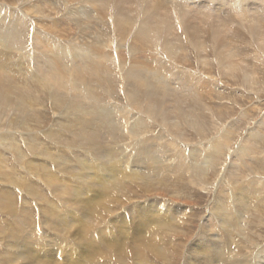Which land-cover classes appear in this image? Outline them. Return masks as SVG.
I'll return each instance as SVG.
<instances>
[{"label":"rangeland","instance_id":"obj_1","mask_svg":"<svg viewBox=\"0 0 264 264\" xmlns=\"http://www.w3.org/2000/svg\"><path fill=\"white\" fill-rule=\"evenodd\" d=\"M43 1L44 0H40V1L39 0L38 1L37 0H12V1L11 0H0V32H4L7 28H9V31H12V38L9 39L11 41V44L9 45V47L4 48V46L2 45L3 39L0 38V64H1L0 76L1 74H5L6 76L9 77V78L7 77L8 78L7 82L9 83L11 90L13 89L11 92L12 97L16 95L15 93L18 94V93H23V92H24L23 94L26 95V98L29 97L26 100V104L27 106H29L27 108L28 110L26 111V113L31 112L29 114L30 116L26 114L25 116L26 118H23V120L21 121L19 115H17L18 113L13 108L12 109L5 108L3 109V111L2 110L0 111V165H2L3 167V168L1 167L2 169H0V201L1 199L3 201V202L1 201L2 203L0 202V264H40V263L41 264H61V263L71 264L73 260L75 261L74 259L75 256L77 257L75 258L76 260H78L79 263L83 262L84 264H86V262L87 264H113V263L122 264V259H121L120 254H115L114 257H110V258L109 257L103 258L102 257L103 255L101 256V253H103V251L106 248V244H105L106 237H109V233L111 235L115 234L114 232L116 231L114 228H116V226H118L121 223V219L124 218L123 221H125L124 222L125 225L129 224L131 220L130 217H134L136 216L135 214H139L140 209L148 205L149 206L154 205L155 207V204H156L157 212L160 209H161L160 211L164 212L165 207H172L173 212L171 209H169L166 212L171 211L173 213L172 217H175V219H172V224H176L177 226L179 225V227L177 228L181 229V231L185 232V234L181 232L180 236L178 237L177 236L170 237L166 232V234L163 233L164 235L161 234L162 239L160 238V235H157L155 238H153V242L155 243L158 240L159 241L162 240V242H160V244H162V249L166 244L174 245L173 249L176 252L172 253L170 257V261L168 262L165 260L163 261V259H161L163 258L162 257L163 250L157 248V250L161 251L162 254L156 256L157 253L152 254L150 253L151 251L150 250L148 254H146L144 258L140 261L136 258L134 259L133 258L134 256L130 257L131 258L130 260L129 258H127L128 262L126 264L128 263L129 264L131 263L132 264H140V263L141 264H145V263L147 264L149 263L150 264H185L184 261L185 260L187 261L186 255L191 254V253H192L191 256L193 257H189V260L193 264H204L205 261H208L209 264H213L211 261V258L202 251L205 245H207L208 247H212L214 249L227 250L228 255H229L230 248L232 246L235 247L237 244L239 245H237L236 247L239 246V248L241 249L240 251L243 254L245 253V248H247L246 245L248 246V248L250 247L251 250H249V255H252L254 253L252 256H250V258L252 259L258 258L259 260L260 259L259 256H262L261 252L263 249L259 253L257 252L259 249L264 247V222H263L264 217L262 218V216H264V205H263L264 204L263 202L264 201V159H263L264 158V144H263L264 137H263L262 143H260V146H259L260 150L257 149L258 151H256L254 155H249V158L246 161L247 164L241 167V170L239 168L240 166L238 167L239 169L237 171L233 170L234 169L233 165L234 167L235 165H238L239 161L238 162L235 161V160H239L238 156H236V152L238 153V151L240 150V147L243 145L242 141L244 140L242 139L243 138L245 139L246 137L244 136L247 135V133L251 130V128L255 127V125H258L257 123H260L261 119L264 117V46L261 47V44H259L261 40L264 39V36L257 38L253 36V34L251 35V33L245 30L244 28L240 30L241 27L239 26V24H237L238 21H236L235 19H234L235 21L233 19L227 20V26H226L227 40H228V43L231 41L229 44H230L231 51L235 55V58H234L235 63L239 64L241 68H243L247 72V74L244 75V74H241L240 72H235L234 74H232V76H225L223 70L221 71V69H223V65L220 64L219 59L216 57V53L214 54V52H218L219 50L221 51V47H219L220 42L217 40V38L215 39L212 38V34H210L211 31L209 29L206 30V27L208 28L207 25H210V23L202 25V27L200 28L201 31H199L198 33L199 38L197 39L198 40L201 39L199 40L201 44L205 43L204 45L205 52L200 53L199 51H197L200 44L195 45V43L199 41H197L196 39L194 40L193 38L189 39V37L192 36L191 30H188L186 32L181 30V28H179L178 18H176L175 15H170L171 23H173L174 25L173 24L172 25L173 27H175L174 34L177 35L175 36V38L177 37L175 39L177 43L176 46L179 47L180 53L177 55V57L168 58V56L164 54L159 49V47L155 45L150 46L146 50V53L144 54L141 53L142 51L135 52V53L131 52L130 44L132 43L133 39L130 37V35L120 36L119 38L121 39L123 37L124 40L121 39L117 41L116 39L118 38L120 34L115 29L114 27L115 25L112 23V21L109 18L104 19V18L98 17L94 13L96 11L95 10L93 11L92 7L89 6L88 3H85L84 6H82L83 4L80 2L84 0H68V1L62 0V2L61 0H46L47 2L44 1V3ZM75 1L76 2L78 1V2L76 3ZM45 3H47L48 6L50 7H47V4ZM79 4L81 5L79 6ZM40 5H41V8H39ZM52 5H54V8H52L53 7ZM24 6H27V7H24ZM44 6L47 8H44ZM27 8L28 10L31 8V11L29 10L28 13L26 10ZM32 8H34V10L38 9L39 11L37 12L35 10V12H33ZM42 8L44 9L42 10ZM74 8H76L75 9L76 12L73 10ZM55 14L57 15L59 14V15L57 16ZM109 20L111 21V23ZM43 21L46 23H44ZM80 22L83 23L84 29H83V26L81 25L82 23ZM225 22H226V19H225ZM70 23H73L72 24L73 26L70 25ZM64 24H67V25L65 26ZM80 25L82 26L81 29H79V27H81ZM89 25L91 27L90 28L91 30L90 29L88 30ZM70 27H73V28H70ZM209 28L211 27L209 26ZM68 29H69V32L66 31ZM246 31L248 32V35ZM262 31H264V29H262ZM48 32H49V35H48ZM90 33L92 36L90 35ZM229 34L231 35V37L233 36L234 37L236 36V37L230 38ZM39 35L41 36L39 37ZM16 36L18 37V39L16 38ZM186 36H188V38ZM205 36L208 38L210 36L209 38L210 40L208 38L206 39ZM96 38L99 41L96 40ZM90 39H91V42L95 40L96 42H100V43H104L103 41L105 40V43L101 44L97 48L101 47L99 48L98 51L101 52L102 50L104 52V55H106V57L102 61L99 60V58H96L102 62L103 66L100 69L99 74H97L96 76H90L89 79L87 80V83L90 89L94 91L95 95L98 96L99 101L89 97L88 95L87 97L85 94V90L82 86L81 87L83 88V90L81 87H77L78 91H82V93L80 92L79 94L80 95L82 94L84 97V98L82 97L83 101L80 103V106L82 110L86 109L88 111L94 110L92 108L96 106L104 107L105 109L108 110L109 118L111 122L114 120L117 122V124L113 125L114 130H108V131L99 130L98 132L99 137H97V134H96L98 129L97 130H94L93 128L86 129L87 130L86 134L93 135V136L95 135L98 138V139L96 138V140L98 143L100 142L99 144L100 146H102L103 151L108 149L114 152L113 153L114 155L109 161L112 165H114V163H117L116 161L117 159H121L122 161H124V164L131 165L130 167L132 168L135 167V170H138L140 172L142 171V169L140 167H137L139 165L137 166L132 165L133 164L132 160H134V158H138L140 159V165H142L143 162L147 159L146 157L147 152L144 149L140 148L141 143L148 144V145L152 144L155 147H158L159 149L161 148L160 149L161 154H155L153 152L151 153V155L154 157V163L156 167L160 171L163 172L160 175L151 176L150 184H153L154 186H156L154 187V189L153 188L150 189L152 192L150 190H147L148 193L144 191L140 183H139L140 187L138 186V183L136 185L135 182H141V179H142V177L140 176V173H138L136 180L130 181L129 176L128 177L126 176L127 178L126 177L123 178L124 182L126 183L128 182L127 186H122L120 188H117L119 189V190L116 189L117 191L112 188V192L110 193L108 191H111V188L108 191H106L107 195L105 194L106 198H104L103 199L104 201H103L101 199L102 198L101 194H97V193L94 194L95 188L92 187L91 179H89L88 181H84L83 179L80 178L81 176L78 175V173H80L82 170L80 167L81 162L83 161H84L83 163L87 162L90 169H94L92 167L100 169L98 167L102 166V163H104L106 159H108V157L105 156L103 152L88 149V146L85 147L86 149L83 148L82 146H78V141L77 142L71 141L70 134L73 133L72 131L74 132L77 131L78 133L79 125L76 123L75 124L76 126L73 125L75 127H70L69 126L70 119L72 115L79 114L80 107L79 109L74 110V111H71V110L63 111L60 108V106L53 100L54 98L52 94L53 90H50L48 86L46 87L44 85L43 82L45 79L43 78V74H41V71L38 70V65H40V67L42 68L46 67L47 66L46 65L47 63L46 55L47 56L49 55L50 50L55 51L56 49L59 48V49H62V51H61V54L58 53L57 56L61 57V61L63 62V64L66 65V67H70L72 64L71 62L73 60L72 52L74 53L79 52V50L83 49V47L84 49L86 48L85 51H88V52H91L94 49H97L96 48L97 45L94 44L95 42H92V43L89 42ZM107 39H109L110 41H108ZM178 40H180L181 44H179ZM38 41H39V44H37ZM45 41H46V44H45ZM232 41H235V42H232ZM120 42L121 44L122 43L124 44L121 45L119 44ZM92 44L94 46H92ZM116 44L117 45L119 44L120 46L119 45L117 46ZM133 44L131 47H134V48L138 47V45L135 44L134 41H133ZM233 45H234V48H232ZM88 46L89 48L87 49ZM215 46L217 47L215 48ZM44 47H46L47 49H45ZM46 50H48V52ZM214 50H217V51H214ZM95 51L97 52V50ZM128 53L130 56L128 55ZM131 53H133L134 55ZM236 53L238 54V56ZM198 55L200 57H198ZM131 58H134V59L131 60ZM133 60L139 63L147 64L150 69L152 67H156L157 69L160 70V74L162 76H165L167 79H169V85H170V88L172 87L171 89L173 90V92L183 95L184 97L183 109L185 111L190 110L191 112H193L194 114L187 111L189 114L193 115V117L198 116L197 119H199L200 125L203 127V132H202L203 135L199 137L201 139L204 136V139L200 140L197 134L195 133L194 129H192L193 130L192 132L191 126L183 127L181 130V135L174 133L173 130L168 129L166 126L163 129L164 125L159 120L146 114V113H149L150 111V109L147 106L145 107V110L142 112V114L140 110L138 109H137L138 113L136 110H133L136 108L133 107V105H131L127 101L128 96H127V91L125 87L126 82H125L124 76H122L124 75V70H126L129 67V62L131 63L133 62ZM44 71L48 72L45 69ZM247 76L254 77V78H252V80L245 81V78ZM239 77H241L242 79H240ZM184 78L187 79L190 84L188 83L186 85H183L182 82L184 83ZM68 79L66 81L68 82L67 83L68 88L66 90H68L69 91L68 93L70 94L72 93L73 84H72L71 78L69 77ZM157 79L159 78L157 77ZM195 80H198V81H195ZM193 81H195L196 83L199 82L200 84H202V86L204 85L203 88L201 89V93L197 95L195 94L196 92L189 91L191 84L194 83L193 84L194 86H197L199 84V83L195 84V82ZM14 89H16V91ZM17 89L19 92L17 91ZM95 91L97 93H95ZM32 96H34V98ZM84 99L86 101L87 100L91 101L90 104L88 102H85ZM34 103L37 104L39 108L37 105L35 107ZM83 103H86V104H83ZM205 104L208 106H206ZM30 107L32 109H29ZM193 109L195 110L196 113L192 111ZM35 113L37 115H40V117L36 116ZM82 116H83L82 114H79V116H75L73 120L78 121L79 119H82ZM37 118H38V122L40 123V125L36 121ZM140 118L146 126L144 133H147V134L145 135L142 134L141 136L142 139L140 137L137 139V136L131 131V126ZM33 120H35V122ZM171 120H174V118H171ZM64 122H65V125H64ZM35 123H37L38 126ZM52 124L53 125L55 124L56 126H53ZM61 125H64V127H62ZM153 125L155 127L157 125L158 128L157 127L155 128ZM27 126L29 128H27ZM149 128H151V131ZM68 129L71 130V132H68L69 131ZM227 129L228 130L231 129V133H232L231 139L232 140L230 139L229 147L226 149L224 148L225 152L222 155V162L221 161L219 162V167L218 165L217 166L214 165L215 167L211 166L210 167L211 169H208L210 171L207 170L206 181L208 182V184H205V185L203 183L200 184V182H203V181L198 182L194 180L195 177L192 179V177L189 174H187V172L184 171V169H183L184 174L183 173L180 174L182 170H177L176 167L174 166V163L177 160L183 161L187 159L190 162L195 161L190 158V156H193L192 153H196V151L201 150L202 149L201 147L203 146L204 148L208 149L207 146H209V143L219 140L220 137L223 135V133ZM54 130L56 131V133ZM146 130L147 131L149 130V132H146ZM153 132H156V133H153ZM217 136L219 139L217 138ZM63 139L64 141H62ZM99 139L100 141H98ZM165 139H166V142L168 143H169V140H171L170 141L171 143L169 144L166 143ZM180 139L181 140L183 139V142H181ZM179 140L180 142L177 143V141ZM175 142L177 144H175ZM202 143L203 145H201ZM172 144L173 146H171ZM180 146H181V149H180ZM204 148L202 149V153L205 152ZM67 150H70V153ZM38 153H39V156H36L38 155ZM257 153H259L260 155ZM101 155L102 157H99ZM20 156H23V157L25 156L24 157L25 160L23 157H20ZM68 158L69 160L67 162ZM58 164L59 166H57ZM77 164H78V167L76 168ZM43 165L44 167H42ZM67 165H68V168H66ZM251 165L253 168L251 167ZM64 166L67 170H65ZM40 168H43L44 170ZM29 169L30 170L32 169V172L29 171ZM220 169H224V170L221 171ZM43 172H46V173H43ZM231 172L237 174V176L239 175L237 177L239 181L236 180L235 184L230 182L228 179ZM12 175H13V178L11 177ZM179 175H180V178H179ZM118 176L120 175H117L116 179L114 180L115 186H116V183L121 178V176L120 177ZM58 177H60V179ZM225 177L227 178L226 180H225ZM51 178L53 179V181H55L54 183L52 182ZM8 179L11 181H9ZM20 181L22 185L20 184ZM61 182H63V184ZM161 182H164V184ZM24 183L27 187L24 185ZM57 185H59V187H57ZM67 186H69L68 189H76L77 191H84V189H89V191L93 192L94 195H97V199H95L93 195L89 192L81 196L79 195V200H81L83 204L79 202L78 204H74L73 199H70V196L68 197V195H66L65 192L63 194V190ZM128 186L130 187V190H131V192L129 193H128L129 191ZM180 186L183 187L182 188L183 190L181 189ZM77 187H81V188L79 189ZM123 188L124 190H122ZM237 188L239 191L237 190ZM26 189L28 192L26 191ZM163 189H165L166 191ZM241 190L244 192H248L250 190V192L248 193L249 195L246 194L247 196L245 198V201L244 200L242 201L241 199L242 193L238 194V192H240ZM255 190L259 191L258 194L260 196L259 195L257 196V194H253ZM133 191H135V194ZM140 191L141 192L143 191V192L141 193ZM216 191L222 192L221 194L222 197L220 196L221 199L218 196L220 195V193ZM113 192H116L117 194ZM177 192H181L180 195ZM8 193L9 194L11 193L12 198L10 197ZM33 195L34 197H32ZM57 195H59V197ZM126 195H129V196H126ZM36 196H39V197H36ZM87 196L90 197V199ZM133 196L135 198L137 197L138 199H135ZM224 196L226 197V199L224 198ZM3 197H5L6 199ZM7 197L8 198L10 197V198L7 199ZM41 198L42 200H40ZM63 198H64V201H63ZM86 198H88V201H86ZM91 199H92V202L89 203ZM100 199L102 200L101 202L102 203L104 202L103 204L107 206L106 207L107 209L104 207H101L102 203L100 204L101 205L100 207L96 208V206H98L97 201H99ZM236 199H238V201L235 203ZM66 200L68 202L70 201L69 204L65 202ZM220 202L222 203L232 202V204H237L236 210H234V212L237 217L245 218V220L242 218L243 219L242 222H243V225L245 223L243 229L244 230L247 229L248 231L250 230L248 232L249 234L247 235L248 241H245L246 237L241 236L240 234H238V232H235L234 234V230L229 226L230 224L229 225L227 224L226 226L228 227H225L224 224L222 223V218H219V219L216 218L217 213L216 212L214 213L215 210L213 207H214V204H218ZM255 203L256 205H254ZM243 204H246V205H243ZM257 204L259 205L257 206ZM250 206L253 209H250ZM4 208H6V210ZM246 208H249V210ZM255 208L259 210L261 209L262 212H260V214L262 213L263 215H261L260 218H258ZM175 209H178L182 212L177 211ZM250 211L251 212L253 211V212L251 213ZM185 214L189 215V217L188 216L186 217ZM67 217L70 220H72L71 219L72 217L74 222L67 224L65 222ZM179 218H180V221H177V219ZM261 218L262 220H260ZM117 219H119L118 220L119 222L117 221ZM246 219H248V221L251 223L249 222H248L249 224L246 223L247 221ZM56 220H61V223H63L64 225H69V226L65 228L66 230L62 229V226L64 227V225L62 224H61V228L56 227L55 226ZM181 220L184 223L181 222ZM87 221L90 222L91 225ZM112 221L114 223L116 222L115 225H113L114 223H112ZM75 223H77L78 225ZM93 223L95 224L92 226ZM204 225H207V227ZM85 226H88V227L92 226L91 228L89 227L90 230H88L89 232L86 233V235L88 234L87 236L84 235L85 233L83 232V227ZM168 226H171V224ZM168 226L164 225L163 227H160V230L164 231ZM209 226H211L212 228H210ZM15 228H18L17 230L19 232L15 230ZM67 228H69L71 231H69V229L67 230ZM104 228H108V229L105 230ZM58 229L60 230L62 229L61 233H60V230ZM148 230L149 229H147V231ZM58 231L61 235L58 233ZM231 231L233 232L231 233ZM28 232L29 233L32 232L31 233L32 235L29 234ZM221 232L224 233V237L222 236ZM26 233H28V236ZM246 233L247 232H245L244 234ZM210 234H211V237H209ZM89 235H92V237L94 238H92ZM43 236L45 237L43 238ZM163 236H166V237H164L163 239ZM23 237H25V239ZM165 238H168V239L166 240ZM249 238H251L252 240ZM27 240L28 242L31 241V243L29 242V244H27L28 243ZM89 241L91 242V245L88 244L90 243ZM94 241L96 243H94ZM237 241L239 242L237 243ZM53 243L54 245H56V247L60 245L58 246L59 249L58 247L56 248L58 249L56 250L57 252L52 250V249H55L53 247ZM78 244L80 245L82 244V245L80 246ZM28 245H30V247ZM93 245L95 246V248ZM98 245H100L99 247H97L99 252H97V249H96V246ZM156 245H158V242ZM83 246H86V247H83ZM22 247H25L24 250L22 249ZM40 247L41 249L38 250V248ZM33 250L38 251L36 253L40 254L41 257L36 256V254H34L35 252L32 253ZM89 250L92 251V254L89 252ZM20 252L22 253L26 252L27 254L24 253L23 255ZM86 253L87 255H85ZM62 254L65 256L63 257ZM82 255L83 257H86L84 258V260L82 259L83 258ZM30 257L31 259H29Z\"/></svg>","mask_w":264,"mask_h":264},{"label":"bare ground","instance_id":"obj_2","mask_svg":"<svg viewBox=\"0 0 264 264\" xmlns=\"http://www.w3.org/2000/svg\"><path fill=\"white\" fill-rule=\"evenodd\" d=\"M12 1V0H11ZM38 1V0H37ZM40 1V0H39ZM46 1V0H44ZM43 1V3H44ZM68 1V0H67ZM16 2V1H15ZM25 2V1H24ZM47 2V1H46ZM62 2V0H61ZM72 2V1H71ZM70 2V3H71ZM76 2V1H75ZM78 2V1H77ZM76 2V3H77ZM39 3V2H37ZM42 3V2H41ZM84 6L85 3H88L89 6L92 7L93 11L95 10L96 12H94L98 17L100 18H109L112 23L115 25V29L118 31V33L120 34L118 36V38L120 36H127V35H130V37L133 39L134 43L138 45V47L134 48V47H131L132 44H133V41L132 43L130 44V49H131V52L135 53V52H141L142 54L146 53V50L150 47V46H157L159 47V49L168 56V58H173V57H177V55L180 53V49L175 41V35L174 34V30H175V27H173V23H171V20H170V15H175L176 18H178L179 20V28H181V30L183 31H188V30H191L192 32V36L189 37L190 38H193L194 40L196 39L197 41L201 40V39H197L199 38L198 36V33L199 31H201V27L202 25L204 24H207V23H210V25H207L208 28L206 27V30L209 29L211 31L210 34H212V38L215 39L217 38V40L220 42V46L221 47V51L219 50L218 52H214V54L216 53V57L219 59L220 61V64L223 65V69H221V71L223 70L224 72V75L225 76H232V74H234L235 72H240L241 74H244L246 75L247 72L241 68V66L239 64H236L235 63V55L234 53L231 51L230 49V42L228 43V40H227V33H226V26H227V20L228 19H235L236 21H238L237 24H239V26L241 27V29H245L247 31H249L251 33V35L253 34V36L255 37H262L264 36L262 32V29H264V0H84L82 2ZM32 4V3H31ZM47 4V3H45ZM50 4V3H49ZM72 4V3H71ZM20 5V4H19ZM30 5V3H29ZM35 5V4H34ZM44 5V4H43ZM81 4H79L80 6ZM38 6V5H37ZM54 8V5H52ZM77 6V4H76ZM24 7H27V6H24ZM43 7V6H42ZM47 7H50L48 6L47 4ZM44 6V8H47ZM75 7V6H74ZM22 8V6H21ZM41 8V5L40 7ZM42 8V10L44 9ZM76 8H74L73 10L75 11ZM80 9V8H79ZM27 10V13L29 12V10L31 11V8L28 10V8L26 9ZM33 12H35L34 8H32ZM195 10V11H193ZM37 12L39 11L38 9L36 10ZM36 12V13H37ZM46 12V11H45ZM55 12V11H54ZM76 12V11H75ZM49 14V13H48ZM57 15V14H55ZM54 15V16H55ZM59 15V14H58ZM57 15V16H58ZM50 16V15H49ZM52 16V17H54ZM73 16V15H72ZM81 16V15H79ZM78 16V17H79ZM83 16V15H82ZM88 16V15H87ZM69 18V17H68ZM71 18V17H70ZM83 18V17H82ZM173 18V17H171ZM226 19V22H225V19ZM46 20V19H45ZM54 20V18H53ZM70 20V19H69ZM109 20V21H110ZM176 20V19H175ZM234 20V21H235ZM71 21V20H70ZM69 21V22H70ZM107 21V20H105ZM110 21V23H111ZM44 22V21H43ZM68 22V21H66ZM65 22V23H66ZM76 22V21H75ZM84 22V21H83ZM93 22V21H92ZM177 22V21H175ZM46 23V22H44ZM79 23V22H78ZM82 23V22H80ZM177 23V24H178ZM203 23V24H202ZM230 23V22H229ZM39 24V23H38ZM73 23H70V25H72ZM173 24V25H172ZM65 26L67 24H64ZM69 25V26H70ZM83 26V23L81 24ZM80 25V26H81ZM87 25V24H85ZM111 25V24H110ZM229 25V24H228ZM48 26V25H47ZM73 26V25H72ZM79 27V29L82 28ZM209 26L211 28H209ZM52 27V26H51ZM54 27V25H53ZM77 27V26H76ZM177 27V26H176ZM205 27V26H204ZM236 27V26H234ZM70 28H73V27H70ZM69 28V29H70ZM90 25L88 26V30L90 29ZM238 28V27H237ZM53 29V28H52ZM67 29V27H66ZM69 29L66 30L69 32ZM83 29H84V26H83ZM95 29V28H94ZM229 29V28H228ZM91 30V29H90ZM93 30V29H92ZM105 30V29H104ZM203 30V28H202ZM235 30V29H234ZM116 31V32H117ZM228 31V30H227ZM246 31L247 35H248V32ZM10 32V33H9ZM189 32V33H191ZM231 32V31H230ZM229 32V33H230ZM245 32V31H243ZM103 33V32H102ZM188 33V34H189ZM201 33V32H200ZM203 33V32H202ZM205 33V32H204ZM209 33V31H208ZM234 33V31H233ZM88 34V33H87ZM183 34V33H182ZM185 34V33H184ZM231 34V33H230ZM229 34V35H230ZM237 34V33H236ZM48 35H49V32H48ZM91 35V33H90ZM104 35V34H103ZM106 35V34H105ZM187 35V33H186ZM200 35V34H199ZM18 36V35H17ZM16 36V38L18 39V37ZM41 35H39L40 37ZM83 36V35H82ZM92 36V35H91ZM89 36V37H91ZM198 36V37H197ZM211 36V35H210ZM209 36V38H210ZM95 37V36H94ZM188 38V36H186ZM206 37V36H205ZM236 37V36H235ZM234 36L231 37L230 35V38H235ZM0 38L3 39V46L4 48L5 47H9V45L11 44V41L9 39L12 38V31H9V28H7L4 32H0ZM83 38V37H82ZM93 38V37H92ZM91 38V39H92ZM101 38V36H100ZM116 39L117 41L118 40H121L123 39V37L120 39ZM127 38V37H126ZM202 38V37H201ZM208 37H206L207 39ZM208 38V39H209ZM229 38V37H228ZM254 38V37H253ZM37 39V38H36ZM91 39L89 42H91ZM104 39V38H103ZM179 39V38H178ZM188 39V40H189ZM205 39V38H204ZM47 40V39H46ZM85 40V38H84ZM94 40V39H93ZM96 40H98L96 38ZM108 41H110L109 39H107ZM112 40V39H111ZM124 40V39H123ZM210 40V39H209ZM37 41V40H36ZM49 41V40H48ZM99 41V40H98ZM102 41V39H101ZM114 41V40H113ZM116 41V43H117ZM179 41V44L180 43V40ZM203 41V40H202ZM35 42V41H34ZM75 42V41H74ZM86 42V40H85ZM92 42H95L94 44L97 45L96 48L98 46H100L101 44H104L105 43V40L103 41L104 43H100V42H96L95 40L92 41ZM91 42V43H92ZM112 42V41H111ZM115 42V41H114ZM192 42V40H191ZM189 42V43H191ZM214 42V41H213ZM232 42H235V41H232ZM255 42V41H254ZM257 42V41H256ZM260 42V41H259ZM42 43V42H41ZM78 43V42H76ZM110 43V42H109ZM218 43V42H217ZM258 43V42H257ZM39 44V41L38 43ZM45 44H46V41H45ZM81 44V43H80ZM89 44V43H88ZM108 44V43H107ZM121 44V42L119 43ZM118 44V45H119ZM124 44V43H122ZM121 44V45H122ZM193 44V43H192ZM191 44V45H192ZM199 45L198 47V50L200 53H203L205 52V43H202L199 41L197 43H195V45ZM213 44V43H212ZM233 44V43H232ZM261 44V47L264 46V39L261 40V42L259 43ZM68 45V44H67ZM82 45V44H81ZM80 45V46H81ZM87 45V44H85ZM84 45V46H85ZM117 45V44H116ZM117 45V46H118ZM126 45V44H125ZM134 45V44H133ZM219 45V44H218ZM235 45V44H234ZM234 45L232 46V48H234ZM77 46V45H76ZM79 46V45H78ZM92 46H94L92 44ZM120 46V45H119ZM47 47V46H46ZM46 47H44L45 49H47ZM67 47V46H66ZM217 46H215L216 48ZM81 48V47H80ZM89 48V46L87 47V49ZM95 48V47H94ZM101 48V47H99ZM99 48L97 49H94L93 51L91 52H88V51H85L86 48L84 49H80L79 52H72L73 53V60H72V64L70 67H66L65 64H63V62L61 61V57L60 56H57V54H61V51L62 49H56L55 51H52L50 50L49 52V55L46 59L47 63H46V67H40V65H38V70L41 71V74H43V78L45 79L44 80V85L50 89V90H53V100L60 106V108L63 110V111H74V110H77L79 109L80 107V112L79 114H82V119H79L78 121H74L73 118L75 116H79V114H76V115H72L71 116V119H70V124L69 126L70 127H75L76 123L79 125V130H78V133L77 131L74 132L72 131L73 133L70 134V139L72 142H77L78 141V146H82L83 148H85L86 146H88V149H92V150H97V151H100V152H103L105 156L108 157V159H106V161L104 163H102V166L98 167L100 169H97L95 167H91L94 168V169H90L88 163H83L81 162L80 163V167H81V172L78 173V175H80L81 179H83L84 181H88L89 179H91V182H92V187H94L95 191H94V194H101L102 195V200L104 198H106V191H108L110 188H111V191H108L109 193L112 192V188L114 190H116L117 188H120L122 186H127L128 182H124L123 178H125L126 176L130 177V181H133V180H136V177L138 176V173H140V176L142 177L141 179V182H135L136 185L138 183V186H139V183L142 187V189L144 191L147 192V190H150V189H154V186L153 184H150L151 181H150V178L151 176H157V175H160L162 174L163 172L160 171L155 163H154V157L151 155V153H155V154H161V148L159 149L158 147H155L154 145L150 144H142L141 143V149H144L146 152H147V159L143 162L142 165H140V159L138 158H134V160H132L133 164L132 165H139L137 167H140L142 169V171H138V170H135V167L132 168L130 167L131 165H126L124 164V161H122L121 159H117V163H114V165H112L109 161L110 159L112 158V156L114 155L113 151L111 150H104L103 151V148L102 146H100V142L98 143L96 138L99 137V130L100 131H108V130H114V127L113 125H116L117 122L116 121H112L110 120L109 118V113H108V110L105 109L104 107H101V106H96L92 109L94 110H82L81 109V106H80V103L83 101V95L79 94L80 92L82 93V91H78L77 90V87H83L84 90H85V94L86 96L88 95L89 97L99 101V98L97 95L94 94V91H92L87 83V80L89 79L90 76H96L97 74L100 73V69L102 68V60L105 59L106 55H104V52L101 50H99ZM116 48V47H115ZM118 48V47H117ZM122 48V46H121ZM197 48V46H196ZM214 48V47H213ZM214 48V49H215ZM65 49V48H64ZM68 49V48H67ZM128 49V48H127ZM259 49V48H258ZM66 50V49H65ZM77 50V49H76ZM97 50V52L95 51ZM236 50V49H234ZM48 52V50H46ZM127 51V50H126ZM196 51V52H197ZM214 51H217V50H214ZM255 51V50H254ZM96 52V53H95ZM106 52V51H105ZM131 53V54H133ZM237 54V53H236ZM45 55V54H44ZM129 55V53H128ZM134 55V54H133ZM139 55V54H138ZM197 55V54H196ZM209 55V54H208ZM130 56V55H129ZM141 56V55H140ZM238 56V54H237ZM198 57H200L198 55ZM96 58H99V61L98 59ZM138 58V57H137ZM203 58V57H202ZM134 59V58H131V60ZM144 59V58H143ZM201 59V58H199ZM130 60V61H131ZM198 60V59H197ZM214 60V59H213ZM240 61V60H239ZM199 62V61H198ZM204 62V60H203ZM247 65V64H246ZM1 66V64H0ZM222 67V66H221ZM69 68V69H68ZM251 68V67H250ZM47 70L48 72H45L44 71ZM125 69V68H124ZM164 69V68H162ZM200 69V68H199ZM123 70V69H122ZM8 72V71H7ZM215 74V73H214ZM71 75V76H70ZM124 76L125 78V87H126V91H127V101L133 105V107H135L136 109H133V110H140L141 114L142 112L145 110V107L147 106L150 111L149 113H146L147 115H150L152 116L153 118L159 120L163 125V129L165 128V126L168 128V129H171L174 131V133L178 134V135H181V130L183 127L185 126H191V130L194 129L195 133L197 134V136H202L203 135V127L200 125V121L199 119H197V117H193V115L189 114L187 111L191 112L190 110H187L185 111L183 109V101H184V97L183 95H180V94H177V93H174L173 90L170 88V85H169V79H167L165 76H162L160 74V70L157 69L156 67H152L151 69L149 68V66L147 64H144V63H139L135 60H133V62H129V67L124 70ZM223 76V75H222ZM237 76V75H236ZM8 76H6L5 74H1L0 76V111L5 108H8V109H14L19 115L21 121L23 120V118H26V114L29 115L30 113H26V111L28 110L27 108L29 106H27L26 104V95H24L23 93H15L16 95L12 97V90L10 88V85L9 83L7 82L8 81ZM71 78V81H72V93H68L69 91L66 90L68 87H67V79L68 78ZM157 77L159 79H157ZM185 77V76H183ZM235 77V76H234ZM188 78V77H187ZM240 79H242L241 77H239ZM252 78L254 77H249L247 76L245 78V81H248V80H252ZM69 80V79H68ZM191 80V79H190ZM194 80V79H193ZM254 80V79H253ZM70 81V82H71ZM171 81V80H170ZM192 81V80H191ZM195 81H198V80H195ZM193 81V82H195ZM174 82V81H173ZM192 82V83H193ZM235 82V81H234ZM243 82V81H242ZM188 80L184 78V83L182 82L183 85H186L188 84ZM199 83V82H197ZM195 82V84H197ZM202 83V82H201ZM190 84V83H189ZM194 84V83H193ZM193 84L190 85V88H189V91H193V92H196L195 94H199L201 93V89L203 88L202 84H198L197 86H194ZM19 85V84H18ZM70 86V85H69ZM180 86V84H179ZM202 86V87H201ZM81 87V88H82ZM71 88V87H70ZM82 88V90H83ZM187 88V87H186ZM24 89V88H22ZM125 89V88H124ZM185 89V88H183ZM16 91V89H14ZM207 90V89H206ZM18 91V89H17ZM175 91V89H174ZM208 91V90H207ZM19 92V91H18ZM21 92V91H20ZM187 92V91H186ZM95 93H97L95 91ZM31 95V94H30ZM194 95V94H193ZM35 96V95H34ZM34 96H32L34 98ZM87 96V97H88ZM187 96V95H186ZM39 97V96H38ZM37 97V98H38ZM83 97V98H82ZM196 97V96H195ZM36 98V97H35ZM32 99V98H31ZM33 100V99H32ZM31 100V101H32ZM29 101V100H28ZM30 101V103H31ZM36 101V100H35ZM85 102H88L90 104L91 101L89 100H85ZM34 102V101H33ZM54 102V103H55ZM33 104V103H32ZM35 104V103H34ZM83 104H86V103H83ZM30 105V104H29ZM37 104H35V107H36ZM93 105V104H92ZM96 105V104H95ZM130 105V106H131ZM206 105V104H205ZM38 106V105H37ZM87 106V105H86ZM94 106V105H93ZM190 106V105H189ZM208 106V105H206ZM90 107V106H89ZM39 108V106H38ZM59 108V107H57ZM132 108V107H131ZM196 108V107H195ZM207 108V107H206ZM256 108V107H255ZM29 109H32L31 107ZM190 109V108H189ZM226 109V108H225ZM35 110V109H33ZM32 110V111H33ZM256 110V109H254ZM61 111V110H60ZM192 111L195 112V110L193 109ZM135 112V111H134ZM139 112V113H140ZM111 113V111H110ZM138 113V111H137ZM193 113V112H191ZM196 113V112H195ZM36 114V113H35ZM61 114V113H60ZM72 114V113H71ZM194 114V113H193ZM243 114V113H242ZM34 115V114H33ZM196 115V114H195ZM30 116V115H29ZM28 116V117H29ZM35 116V115H34ZM36 116L40 117V115H37ZM85 116V117H84ZM66 117V116H64ZM36 118V117H35ZM86 118V119H85ZM145 118V117H144ZM171 118H174V120H171ZM230 118V116H229ZM146 119V118H145ZM236 119V118H235ZM27 120V119H26ZM29 120V118H28ZM41 120V119H40ZM202 120V119H201ZM25 121V119H24ZM35 122V120H33ZM38 122V118L36 120ZM146 121V120H144ZM205 121V120H204ZM27 122V121H26ZM32 122V121H31ZM30 122V123H31ZM42 122V121H40ZM61 122V121H60ZM59 122V123H60ZM153 122V121H152ZM29 123V124H30ZM57 123V122H56ZM146 123V122H145ZM158 123V122H157ZM237 123V122H236ZM37 124V123H35ZM38 124L40 125V123L38 122ZM37 124V126H38ZM58 124V123H57ZM63 124V123H62ZM67 124V123H66ZM258 125H255V127L251 128V130L247 133V135H245L244 137H246L245 139L243 138L242 140V143L243 145L240 147V150L238 151V153L236 152V156H238L239 160H235V161H239L238 162V165H233V170H238L240 168L241 170V167L245 166L247 163V159L249 158V155H254L256 153V151H258L257 149H259L260 147V143H262L263 141V137H264V117L261 119L260 123H257ZM53 125V124H52ZM60 125V124H59ZM58 125V126H59ZM64 125H65V122H64ZM64 125H61L62 127H64ZM75 125V126H73ZM151 125V124H150ZM158 125V124H157ZM156 125V127H157ZM29 126V125H28ZM27 126V128H29ZM32 126V125H31ZM44 126V125H43ZM53 126H56L55 124ZM154 126V125H153ZM155 127V126H154ZM155 127V128H156ZM89 128H93L94 130H97V137L94 135H87L86 134V129H89ZM158 128V127H157ZM37 129V128H36ZM35 129V130H36ZM39 129V128H38ZM56 129V128H55ZM146 129V126L144 124V122L140 119H138L132 126H131V131L137 136V139L140 137L142 139V134L145 135L147 133H144ZM150 131H151V128H149ZM160 129V127H159ZM162 129V130H163ZM190 129V128H189ZM28 130V129H27ZM69 130V129H68ZM74 130V129H73ZM158 130V129H157ZM55 131V130H54ZM28 132V131H27ZM26 132V133H27ZM38 132V131H37ZM53 132V131H52ZM68 132H71V130H69ZM94 132V131H93ZM146 132H149V130ZM193 132V130H192ZM206 132V131H205ZM56 133V131H55ZM153 133H156V132H153ZM207 133V132H206ZM211 133V132H210ZM95 134V133H94ZM170 134V133H169ZM194 134V133H193ZM221 134V133H220ZM231 129H227L223 135L220 137L219 140L217 141H214L212 143H209V146L208 149L207 148H204L201 147L202 149L204 148L205 149V152L202 153V149L201 150H198L196 151V153H192L193 156H190L191 159L195 160V161H188L187 159L183 160V161H176L174 163V166L176 167L177 170H182L180 172L183 173V169L184 171L187 172V174H189L192 179L194 178V180L196 181H203V182H200L203 183L204 185L205 184H208V182L206 181V175H207V170L208 169H211L210 167L213 166H217L219 167V162L221 161L222 162V155L223 153L225 152V149L229 147V143H230V139H231ZM36 135V134H35ZM50 135V134H49ZM68 135V134H67ZM140 135V136H139ZM150 135V134H149ZM153 135V134H152ZM162 135V134H161ZM160 135V136H161ZM173 135V134H172ZM195 135V134H194ZM206 135V134H205ZM56 136V135H55ZM62 136V135H61ZM174 136V135H173ZM172 136V137H173ZM207 136V135H206ZM220 136V135H219ZM69 137V136H67ZM147 137V135H146ZM175 137V136H174ZM187 137V136H186ZM234 137V136H233ZM51 138V137H50ZM60 138V137H59ZM64 138V137H63ZM66 138V137H65ZM156 138V137H155ZM171 138V137H169ZM180 138V137H178ZM177 138V139H178ZM49 139V138H47ZM98 139V138H97ZM167 139V138H166ZM166 139H165V142H166ZM176 139V140H177ZM200 139V137H199ZM201 139H204V136L203 138ZM200 139V140H201ZM234 139V138H233ZM36 140V139H34ZM54 140V139H53ZM67 140V139H66ZM173 140V139H172ZM175 140V141H176ZM181 140V139H180ZM177 141L178 142H180ZM186 140V139H185ZM188 140V139H187ZM232 140V139H231ZM235 140V139H234ZM40 141V140H39ZM64 141V139L62 140ZM70 141V142H71ZM100 141V139L98 140ZM168 141V140H167ZM171 140H169V143ZM66 142V141H65ZM159 142V141H158ZM163 142V141H161ZM181 142H183V139L181 140ZM185 142V141H184ZM202 142V141H200ZM34 143V142H33ZM59 143V142H58ZM61 143V142H60ZM68 143V142H67ZM144 143V142H143ZM157 143V142H156ZM168 143V142H166ZM168 143V144H169ZM175 142V144H177ZM74 144V143H73ZM160 144V143H159ZM264 144V143H263ZM35 145V144H33ZM37 145V144H36ZM40 145V144H38ZM72 145V144H71ZM102 145V144H101ZM158 145V144H157ZM183 145V144H182ZM181 145V146H182ZM185 145V144H184ZM203 145V143L201 144ZM73 146V145H72ZM71 146V147H72ZM75 146V145H74ZM168 146V145H167ZM173 146V144L171 145ZM175 146V145H174ZM181 146H180V149H181ZM33 147V146H32ZM31 147V148H32ZM35 147V146H34ZM66 147V146H65ZM64 147V148H65ZM70 147V146H68ZM170 147V146H169ZM25 148V147H24ZM184 148V147H183ZM200 148V147H199ZM198 148V149H199ZM225 148V149H224ZM76 149V148H75ZM73 149V150H75ZM86 149V148H85ZM179 149V148H178ZM19 150V149H18ZM47 150V149H46ZM49 150V149H48ZM66 150V149H65ZM260 150V149H259ZM69 151L70 153V150H67ZM89 151V150H88ZM204 151V150H203ZM21 153V151H20ZM35 153V151H34ZM195 154V155H194ZM259 154V153H257ZM262 154V153H261ZM35 155V154H33ZM45 155V154H44ZM74 155V153H73ZM260 155V154H259ZM17 156V155H16ZM36 156H39V153L38 155ZM49 156V155H48ZM47 156V157H48ZM258 156V155H257ZM20 157H23V156H20ZM25 157V156H24ZM23 157V158H24ZM50 157V156H49ZM99 157H102L99 156ZM253 157V156H252ZM262 158V157H261ZM19 159V158H18ZM22 159V158H20ZM31 159V158H29ZM237 159V158H236ZM264 159V158H263ZM25 160V158H24ZM58 160V159H57ZM62 160V159H61ZM69 158L67 159V162H68ZM232 160V159H231ZM259 160V159H258ZM20 161V160H19ZM32 161V160H31ZM52 161V160H51ZM65 161V160H63ZM115 161V162H116ZM234 161V162H235ZM261 161V160H260ZM4 162V161H3ZM34 162V161H33ZM232 162V163H234ZM18 163V161H17ZM35 164V163H34ZM15 165V164H14ZM27 165V164H26ZM56 165V164H55ZM66 165V164H65ZM215 165V166H214ZM59 166V164L57 165ZM56 166V167H57ZM61 166V165H60ZM76 166V165H75ZM240 166V167H239ZM2 165H0V169ZM18 167V166H17ZM16 167V168H17ZM44 167V165L42 166ZM46 167V166H45ZM78 167V164L76 166V168ZM229 167V166H228ZM239 167V168H238ZM252 167V165H251ZM63 168V167H62ZM65 168V166H64ZM66 168H68V165L66 166ZM65 168V170H67ZM232 168V167H231ZM230 168V169H231ZM253 168V167H252ZM6 169V168H5ZM27 169V168H26ZM40 169H43V168H40ZM73 169V168H72ZM218 169V168H217ZM246 169V168H245ZM249 169V168H247ZM260 169V168H259ZM9 170V169H8ZM35 170V169H34ZM44 170V169H43ZM42 170V171H43ZM96 170V171H95ZM216 170V169H215ZM221 171L224 170V169H220ZM232 170V171H233ZM29 171L32 172V169ZM75 171V170H74ZM77 171V170H76ZM210 171V170H208ZM219 171V170H218ZM10 172V171H9ZM38 172V171H36ZM248 172V171H247ZM251 172V171H250ZM43 173H46V172H43ZM64 173V172H63ZM212 173V172H211ZM216 173V172H215ZM214 173V174H215ZM230 173V172H229ZM253 173V172H252ZM263 173V172H262ZM48 174V173H47ZM184 174V173H183ZM219 174V173H217ZM223 174V173H222ZM242 174V173H240ZM258 174V173H257ZM3 175V174H2ZM50 175V174H49ZM55 175V174H54ZM117 175H120L121 178L120 180L116 183V186H115V179H116V176ZM210 175V174H209ZM229 175V174H227ZM260 175V174H259ZM5 176V175H4ZM20 176V175H18ZM118 176V177H120ZM213 176V175H212ZM239 176V175H238ZM237 174L231 172L230 176L228 177L229 181L232 182L233 184H235V181L238 180L237 179ZM13 178V175L11 176ZM10 177V178H11ZM17 177V176H16ZM68 177V176H66ZM71 177V176H70ZM83 177V178H82ZM126 177V178H127ZM182 177V176H181ZM189 177V178H191ZM209 177V176H208ZM258 177V176H257ZM256 177V178H257ZM9 178V179H10ZM46 178V177H45ZM44 178V179H45ZM50 178V177H49ZM48 178V179H49ZM60 179V177H58ZM179 178H180V175H179ZM255 178V179H256ZM6 179V178H5ZM8 179V180H9ZM19 179V178H18ZM23 179V178H22ZM21 179V180H22ZM42 179V178H41ZM52 179V178H51ZM122 179V180H121ZM186 179V178H185ZM209 179V178H208ZM207 179V180H208ZM227 178L225 177V180ZM15 180V179H13ZM20 180V179H19ZM73 180V179H72ZM182 180V179H181ZM211 180V179H210ZM241 180V179H240ZM11 181V180H9ZM24 181V180H23ZM57 181V179H56ZM76 181V180H75ZM127 181V180H126ZM195 181V182H196ZM239 181V180H238ZM19 182V181H18ZM52 182L54 183L55 181H53L52 179ZM188 182V181H187ZM221 182V181H220ZM16 183V182H15ZM57 183V182H56ZM63 184V182H61ZM71 183V182H70ZM82 183V182H81ZM88 183V182H87ZM131 183V182H130ZM164 184V182H161ZM192 183V182H190ZM210 183V182H209ZM224 183V182H223ZM226 183V182H225ZM8 184V183H7ZM18 184V183H17ZM20 184H21V181H20ZM28 184V183H27ZM75 184V183H74ZM132 184V183H131ZM188 184V183H187ZM186 184V185H187ZM197 184V183H196ZM215 184V183H214ZM22 185V184H21ZM25 185V183H24ZM53 185V184H52ZM55 185V184H54ZM69 185V184H68ZM76 185V184H75ZM135 185V184H134ZM182 185V184H181ZM189 185V184H188ZM228 185V184H227ZM26 186V185H25ZM73 186V185H72ZM115 186V187H113ZM130 186V185H129ZM128 186V187H129ZM153 186V187H152ZM217 186V185H216ZM257 186V185H256ZM15 187V186H14ZM27 187V186H26ZM25 187V188H26ZM33 187V186H32ZM36 187V186H35ZM57 187H59V185H57ZM61 187V186H60ZM71 187V186H70ZM83 187V186H81ZM81 187H77V188H81ZM103 187V188H102ZM140 187V186H139ZM151 187V188H150ZM181 187V186H180ZM228 187V186H227ZM30 188V187H28ZM53 188V187H52ZM69 186L65 187L64 190H63V194L64 192L66 193V195H68V197L70 196V199H73V203L74 204H78L79 203H82L81 200H79V195H84L86 193H91L93 195V197L95 199H97V195H94L93 192L89 191V189H84V191H77L76 189H68ZM76 188V187H75ZM125 188V187H124ZM124 188L122 190H124ZM132 188V187H131ZM165 188V187H164ZM183 187H181L182 189ZM222 188V187H220ZM243 188V187H242ZM134 189V188H133ZM132 189V190H133ZM137 189V188H136ZM141 189V190H142ZM156 189V188H155ZM166 189V188H165ZM163 189V190H165ZM212 189V188H211ZM210 189V190H211ZM254 189V188H253ZM97 190V191H96ZM102 190V191H101ZM119 190V189H117ZM116 190V191H117ZM127 190V189H126ZM128 193L131 192L130 190V187L128 189ZM183 190V189H182ZM181 190V191H182ZM238 190V188H237ZM14 191V190H13ZM27 191V189H26ZM39 191V190H38ZM93 191V190H92ZM151 191V190H150ZM149 191V192H150ZM166 191V190H165ZM179 191V190H178ZM225 191V190H224ZM239 191V190H238ZM28 192V191H27ZM37 192V191H36ZM134 194H135V191H133ZM141 192V191H140ZM139 192V193H140ZM143 192V191H142ZM141 192V193H142ZM152 192V191H151ZM168 192V191H167ZM216 192H219L220 195H218L219 197L221 196L222 192L220 191H216ZM227 192V191H226ZM230 192V191H229ZM250 192V190L248 192H244V191H240L238 192V194L242 193V196H241V199L242 201L244 200L245 201V198L247 195H249L248 193ZM258 190L254 191L253 194H257V196L259 195L258 194ZM15 193V192H14ZM113 193H116V192H113ZM119 193V192H118ZM148 193V192H147ZM169 193V192H168ZM180 193L181 192H177ZM252 193V192H251ZM9 194V193H8ZM90 194V195H91ZM106 194V195H105ZM117 194V193H116ZM115 194V196H116ZM122 194V192H121ZM120 194V195H121ZM184 194V192H183ZM247 194V195H246ZM251 194V195H253ZM10 197L12 198L11 196V193L9 194ZM42 195V194H41ZM55 195V194H54ZM89 195V196H90ZM105 195V196H104ZM109 195V194H108ZM141 195V194H140ZM2 196V195H1ZM4 196V195H3ZM6 196V195H5ZM8 196V195H7ZM59 197V195H57ZM104 196V197H103ZM126 196H129V195H126ZM136 196V195H135ZM138 196V195H137ZM177 196V195H176ZM185 196V195H184ZM216 196V195H215ZM260 196V195H259ZM9 197V198H10ZM34 197V195L32 196ZM36 197H39V196H36ZM35 197V198H36ZM88 197V196H87ZM134 197V196H133ZM222 197V196H221ZM220 197V199H221ZM255 197V196H254ZM5 198V197H3ZM7 197V199H9ZM90 199V197H88ZM88 198H86V201H88ZM115 198V197H113ZM121 198V197H119ZM118 198V199H119ZM135 198V197H134ZM141 198V197H140ZM224 198L226 199V197L224 196ZM260 198V197H259ZM6 199V198H5ZM32 199V198H31ZM38 199V198H37ZM66 199V198H65ZM99 200L97 201V204L98 206H96V208L100 207L101 205V201L102 200ZM135 199H138L137 197ZM134 199V200H135ZM218 199V198H217ZM14 200V199H13ZM39 200V199H38ZM42 200V198L40 199ZM68 200V198H67ZM65 201L69 204L68 201ZM84 200V199H83ZM115 200V199H114ZM121 200V199H120ZM259 200V199H258ZM2 201V199H1ZM0 201V202H1ZM5 201V200H4ZM9 201V200H8ZM63 201H64V198H63ZM85 201V200H84ZM104 201V200H103ZM116 201V200H115ZM114 201V202H115ZM219 201V200H218ZM230 201V200H229ZM238 201V199H236L235 203ZM262 201V200H261ZM260 201V202H261ZM3 202V201H2ZM1 202V203H2ZM64 202V203H65ZM92 202V199L89 201V203ZM108 202V201H107ZM117 202V201H116ZM252 202V201H251ZM250 202V203H251ZM264 202V201H263ZM5 203V202H4ZM52 203V202H51ZM50 203V204H51ZM104 203V202H103ZM102 203V206L101 207H104L106 208L107 206L105 204ZM229 203V202H228ZM227 202H220L218 204H214V213L216 212L217 213V216L216 218H222V223L224 224L225 227H228L226 226L227 224L234 230V234L235 232H238V234H240L241 236H244L246 237V240L245 241H248L247 239V235L249 234L247 229H243L244 228V225H243V222L242 220L245 218H239L236 216L234 210H236V205L237 204H232L229 203L228 204ZM253 203V202H252ZM39 204V203H38ZM53 204V203H52ZM63 204V203H62ZM83 204V203H82ZM94 204V202H93ZM111 204V202H110ZM108 205V204H107ZM113 205V204H112ZM231 205V206H230ZM243 205H246V204H243ZM249 205V204H248ZM256 205V203L254 204ZM259 204H257L258 206ZM264 205V204H263ZM82 206V205H81ZM256 206V208H257ZM142 207V206H140ZM255 207V206H254ZM260 207V206H259ZM212 208V209H213ZM255 208V211H256V214L258 216V218L261 217V215H263L262 213L260 214L261 209H256ZM6 210V208H4ZM103 209V208H102ZM101 209V210H102ZM107 209V208H106ZM166 209V210H165ZM164 209V212L162 211H158L157 212V208H156V204H155V207L154 205L153 206H146V207H143L142 209H140V212L139 214H135L136 216L134 217H130L131 220H130V223L129 224H126L125 225V221H123V219H121V223L116 226L115 231L114 232L115 234H110L109 233V237H106L105 239V244H106V248L105 250L103 251V253H101V256L103 258H110V257H114L115 254H120L121 256V259H122V264H126L128 261H127V258H129V260L131 259L130 257H133L134 259H138L139 261L142 260L144 258V256L146 254H148V252L150 251V253H157L156 256L162 254L161 251H158V249H161L163 250V261H170V257L172 255V253L176 252L174 251L173 249V246L174 245H170V244H166L163 249H162V244H160V242H162V240H158L156 239V241L158 242V245L157 242H153V238H155L157 235H160V238L162 239V235L163 233L167 234L170 236V237H178L180 236L181 232V229L177 228L179 227V225L177 226L176 224H172V219H175V217H172V212H173V208L172 207H165ZM169 209L172 210V212H166L168 211ZM249 210V208H246ZM250 209H253L251 206H250ZM137 210V209H136ZM135 210V211H136ZM163 210V209H162ZM177 211H180L178 209H175ZM247 211V210H246ZM10 212V211H9ZM182 212V211H180ZM213 212V211H212ZM251 212V211H250ZM253 212V211H252ZM251 212V213H252ZM101 213V212H100ZM105 213V211H104ZM163 213V214H161ZM250 213V214H251ZM103 214V213H102ZM246 214V213H245ZM255 214V215H256ZM186 215V214H185ZM213 215V214H212ZM254 215V214H253ZM189 217V215H186V217ZM245 216V215H244ZM251 216V215H250ZM264 216H262L263 218ZM58 218V217H57ZM68 218V217H67ZM66 218L65 222L67 224L71 223V222H74L73 221V218L71 217L72 220H69ZM126 218V216H125ZM129 218V219H130ZM262 218L260 220H262ZM82 219V218H81ZM182 219V218H181ZM251 219V218H250ZM255 219V218H254ZM77 220V219H75ZM89 220V219H88ZM119 219H117L118 221ZM185 220V218H184ZM189 220V219H188ZM205 220V219H204ZM246 223H248V219H246ZM252 220V219H251ZM264 220V219H263ZM92 221V220H90ZM116 221V220H115ZM177 221H180V218L177 219ZM257 221V220H256ZM25 222V221H24ZM88 222V221H87ZM119 222V221H118ZM181 222H183L181 220ZM242 222V223H241ZM254 222V220H253ZM264 222V221H263ZM90 224V222H88ZM112 223H114L112 221ZM116 223V222H115ZM115 223L113 225H115ZM184 223V222H183ZM251 223V222H249ZM248 223V224H249ZM261 223V222H260ZM56 224V225H55ZM55 226L56 227H59L61 228V224L64 225L63 223H61V220H56L55 221ZM77 224V223H75ZM95 223L92 224V226L94 225ZM171 226H168L170 225ZM178 224V223H177ZM187 224V223H185ZM204 224V222H203ZM258 224V223H256ZM25 225V224H24ZM78 225V224H77ZM81 225V223H80ZM91 225V224H90ZM112 225V224H111ZM124 225V226H123ZM164 225H167L168 227L164 230V231H161L160 230V227H163ZM181 225V224H180ZM183 225V224H182ZM190 225V224H189ZM209 225V224H207ZM207 225H204L207 227ZM243 225V226H241ZM262 225V224H261ZM23 226V224H22ZM67 226L69 225H64V227L62 226V229L64 230ZM72 226V225H70ZM74 226V225H73ZM92 226H89L90 228ZM200 226V225H199ZM202 226V227H204ZM254 226V225H253ZM75 227V226H74ZM88 226H85L83 227V232L85 233L84 235H86L87 232H89L88 230H90ZM115 227V226H114ZM188 227V226H187ZM205 227V228H206ZM210 228H212L211 226H209ZM24 228V227H23ZM71 228V227H70ZM82 228V227H81ZM246 228V226H245ZM253 228V227H252ZM255 228V227H254ZM258 228V227H257ZM18 228H15V230H17ZM61 229V230H62ZM69 228H67L68 230ZM105 230H107L108 228H104ZM147 229H149L147 231ZM183 229V228H182ZM24 230V229H23ZM22 230V231H23ZM27 230V229H25ZM60 230V229H58ZM61 230H60V233H61ZM66 230V229H65ZM190 230V229H189ZM188 230V231H189ZM252 230V229H251ZM18 231V230H17ZM29 231V230H28ZM69 231H71L69 229ZM103 231V230H102ZM101 231V232H102ZM109 231V230H108ZM19 232V231H18ZM27 232V231H25ZM64 232V231H63ZM66 232V231H65ZM68 232V231H67ZM82 232V233H83ZM99 232V231H98ZM105 232V231H104ZM160 234H159V233ZM203 232V231H202ZM209 232V231H208ZM233 231H231L232 233ZM245 232H247L246 234H244ZM254 232V231H253ZM21 233V232H20ZM29 233V232H28ZM28 233L27 236H28ZM32 233V232H31ZM29 233V234H31ZM59 233V231H58ZM57 233V235H58ZM59 233V234H60ZM113 233V232H112ZM185 234V232H183ZM182 233V234H183ZM106 234V233H105ZM108 234V232H107ZM130 234V235H129ZM222 236L224 237V233L221 232ZM244 234V235H243ZM255 234V233H254ZM21 235V234H20ZM32 235V234H31ZM56 235V236H57ZM61 235V234H60ZM88 235V234H87ZM86 235V236H87ZM111 235V236H110ZM164 235V234H163ZM258 235V234H257ZM25 236V235H24ZM64 236V235H63ZM92 237V235H89ZM104 236V235H103ZM133 236V237H132ZM237 236V235H236ZM45 236H43L44 238ZM55 237V236H54ZM66 237V236H65ZM97 237V236H96ZM95 237V238H96ZM99 237V236H98ZM164 237L166 236H163V239ZM209 237H211V234L209 235ZM25 239V237H23ZM47 238V237H46ZM49 238V237H48ZM53 238V237H52ZM57 238V237H56ZM94 238V237H92ZM238 238V237H237ZM262 238V237H261ZM83 239V237H82ZM81 239V240H82ZM97 239V238H96ZM166 240L168 238H165ZM172 239V238H171ZM251 239V238H249ZM31 240V239H30ZM90 240V239H89ZM100 240V239H99ZM252 240V239H251ZM254 240V239H253ZM47 241V239H46ZM45 241V242H46ZM54 241V240H52ZM56 241V240H55ZM96 241V240H95ZM94 241V243H96ZM101 241V240H100ZM155 241V239H154ZM241 241V240H239ZM237 241V243L239 242ZM24 242V241H23ZM28 242V240H27ZM26 242V243H27ZM31 243V241H29ZM29 242L27 244H29ZM90 242V241H89ZM93 242V241H92ZM103 242V240H102ZM173 242V241H172ZM22 243V242H21ZM51 243V242H50ZM49 243V244H50ZM55 243V242H54ZM53 243V247L55 249H52L54 251L58 250L60 245H58V249H56V245H54ZM57 243V242H56ZM235 243V242H234ZM242 243V242H241ZM48 244V245H49ZM84 244V243H83ZM91 245V242L88 243ZM98 244V243H97ZM160 244V245H159ZM165 244V242H164ZM31 245V244H30ZM30 245H28L30 247ZM80 245V244H78ZM82 245V244H81ZM80 245V246H81ZM102 245V244H101ZM239 245V244H237ZM236 245V246H237ZM249 245V244H248ZM23 246V245H22ZM47 246V245H45ZM94 246V245H93ZM100 245L96 246V249L97 247H99ZM190 246V245H189ZM234 247L232 246L230 248V252H229V255H228V252L227 250H222V249H214L212 247H208L207 245H205L202 249V251L207 254L210 258H211V261L213 264H264V247L259 249L257 253H259L262 249V256H259V260L258 258H250V256L252 255H249V250H251V248L246 245L247 248H245V253L243 254L238 247ZM250 246V245H249ZM257 246V245H256ZM49 247V246H48ZM79 247V246H78ZM83 247H86V246H83ZM92 247V246H91ZM177 247V246H176ZM260 247V246H259ZM25 247H22V249L24 250ZM32 248V247H31ZM35 248V247H34ZM61 248V247H60ZM67 248V247H66ZM95 248V246H94ZM93 248V249H94ZM103 248V247H102ZM179 248V247H178ZM41 249L38 248V250ZM65 249V247H64ZM70 249V248H69ZM72 249V248H71ZM78 249V248H76ZM88 249V248H87ZM100 249V248H99ZM176 249V248H175ZM253 249V248H252ZM35 250V249H34ZM32 251L35 252L34 254H36V256H40V254H37L36 252L38 251ZM63 250V248H62ZM74 250V249H73ZM83 250V249H82ZM185 250V249H184ZM17 251V250H16ZM22 251V250H21ZM66 251V250H65ZM85 251V250H84ZM94 251V250H93ZM19 252V251H18ZM17 252V253H18ZM42 252V251H41ZM47 252V251H46ZM57 252V251H56ZM78 252V251H77ZM89 252L92 254V251L89 250ZM97 252H99V250L97 249ZM96 252V253H97ZM185 252V251H184ZM22 253V252H20ZM26 253V252H24ZM24 253H22L24 255ZM29 253V252H28ZM44 253V252H43ZM74 253V252H72ZM94 253V252H93ZM251 253V251H250ZM256 253V254H257ZM27 254V253H26ZM25 254V255H26ZM57 254V253H56ZM64 254V253H63ZM62 256L64 257L65 255ZM66 254V253H65ZM177 254V253H176ZM184 254V253H183ZM192 254V253H191ZM191 254H187L186 258H187V261L185 260V264H193L190 260H189V257H193L191 256ZM10 255V254H9ZM16 255V254H15ZM14 255V256H15ZM21 255V254H20ZM68 255V254H67ZM71 255V254H70ZM87 255V253L85 254ZM150 255V254H149ZM194 255V254H193ZM19 256V255H18ZM61 256V257H62ZM105 256V257H104ZM152 256V255H151ZM155 256V255H154ZM182 256V255H181ZM180 256V257H181ZM11 257V256H10ZM29 257V256H28ZM33 257V256H32ZM68 257V256H67ZM73 257V256H71ZM76 257V256H75ZM74 257L75 261L73 260L71 262V264H84L83 262L79 263L78 260H76V258ZM83 257V255H82ZM88 257V256H87ZM37 258V257H36ZM46 258V257H45ZM84 258L86 257H83L82 259L84 260ZM156 258V257H155ZM195 258V257H194ZM23 259V258H21ZM25 259V258H24ZM31 259V257L29 258ZM71 259V258H70ZM81 259V260H82ZM147 259V258H146ZM153 259V258H152ZM197 259V258H196ZM72 260V259H71ZM119 260V259H118ZM198 260V259H197ZM3 261V260H2ZM132 261V260H131ZM135 261V260H134ZM138 261V262H139ZM173 261V260H172ZM5 262V261H4ZM19 262V261H18ZM137 262V263H138ZM146 262V261H145ZM151 262V261H150ZM162 262V260H161ZM8 263V262H6ZM22 263V262H21ZM36 263V262H35ZM117 263V262H116ZM120 263V262H119ZM134 263V262H133ZM41 264V263H40ZM62 264V263H61ZM87 264V262H86ZM114 264V263H113ZM129 264V263H128ZM132 264V263H131ZM141 264V263H140ZM147 264V263H145ZM150 264V263H149ZM204 264H209L208 261H205Z\"/></svg>","mask_w":264,"mask_h":264}]
</instances>
